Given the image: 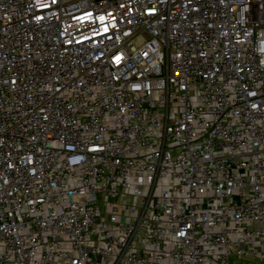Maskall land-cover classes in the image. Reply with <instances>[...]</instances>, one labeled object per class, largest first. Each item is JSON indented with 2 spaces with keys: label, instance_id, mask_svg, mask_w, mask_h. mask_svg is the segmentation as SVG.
<instances>
[{
  "label": "built area",
  "instance_id": "built-area-1",
  "mask_svg": "<svg viewBox=\"0 0 264 264\" xmlns=\"http://www.w3.org/2000/svg\"><path fill=\"white\" fill-rule=\"evenodd\" d=\"M232 256L264 264V0H0V264Z\"/></svg>",
  "mask_w": 264,
  "mask_h": 264
},
{
  "label": "rangeland",
  "instance_id": "rangeland-1",
  "mask_svg": "<svg viewBox=\"0 0 264 264\" xmlns=\"http://www.w3.org/2000/svg\"><path fill=\"white\" fill-rule=\"evenodd\" d=\"M143 41H144L143 38L138 37V38L133 40V43L135 46L138 47L139 45H141L143 43ZM102 211H103V208H102ZM230 264H259V263L254 258L247 257V258L238 259V258L232 256L230 258Z\"/></svg>",
  "mask_w": 264,
  "mask_h": 264
}]
</instances>
